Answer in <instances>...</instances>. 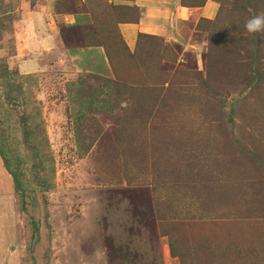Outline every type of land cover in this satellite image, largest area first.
<instances>
[{"label": "rangeland", "instance_id": "374dc122", "mask_svg": "<svg viewBox=\"0 0 264 264\" xmlns=\"http://www.w3.org/2000/svg\"><path fill=\"white\" fill-rule=\"evenodd\" d=\"M73 1L0 5V141L23 157L30 210L0 156V264H264V35L254 52L244 27L253 11L219 0L217 18L188 22L187 52L141 37L129 53L107 24L115 15L67 35L54 12L74 13ZM254 3L264 14V0ZM46 12L48 30L33 16ZM51 30L64 31L62 44ZM102 39L114 110L87 114L82 142L95 140L85 152L67 87H102L105 49L97 62L77 53ZM23 118L42 139L30 148ZM37 149L54 165L46 191L34 181Z\"/></svg>", "mask_w": 264, "mask_h": 264}, {"label": "crops", "instance_id": "0c3cea01", "mask_svg": "<svg viewBox=\"0 0 264 264\" xmlns=\"http://www.w3.org/2000/svg\"><path fill=\"white\" fill-rule=\"evenodd\" d=\"M54 1L55 0H44V2L47 3V6L52 7L53 11ZM67 3L70 4L69 1H67ZM73 3L78 8L74 13H64L62 10L61 12L57 13L56 9L54 12L60 18L58 19V25L64 24L65 21H68L67 27H69V30L66 32L67 35H71V30L75 31L77 27H81L85 23L88 25L90 22H92L94 26L95 24H98V22H96L97 18L102 17L103 19H101V21L105 22V20H107L108 22L110 17L113 19L115 15L119 21L113 20L114 22H109L107 24H110L111 26L113 23L115 25L118 33L122 37L123 42L127 45L128 52H134L138 44L140 34L155 35L168 43H180L181 47L183 48V52H187L188 22H191V20L192 23L193 21H200L201 18L208 20L213 19L217 15L220 7V2L218 0H207L203 6L196 7L183 6L181 4V0H74ZM202 10H204V12H202ZM205 11H207V14ZM32 12L38 13L36 10H32ZM47 12L46 16L42 14L33 15L35 25L38 24L40 27L44 26L46 30L50 28V22H47L49 25L46 23V20H49V15ZM44 20L45 25H43ZM83 28L84 27L81 28L82 31ZM49 33L52 35L51 44L55 46L59 45L60 43L57 41V38L62 44V36L64 31L59 33V31L55 32L51 30ZM178 40L179 42H177ZM74 42L75 40H73L71 44ZM100 49L104 51L103 46L89 45L86 47L77 48V53L80 52L81 56H86V54H88L93 60H95V55ZM104 54L106 57L104 62L98 61V59L95 60L96 62L98 61L97 64L101 63V69L95 70L98 72L97 74H102L103 76L108 77L112 72L109 68V61L105 51ZM91 70L96 74L94 69ZM8 184L10 185V182ZM144 262L146 264H161L155 259L149 258L148 262Z\"/></svg>", "mask_w": 264, "mask_h": 264}, {"label": "trees", "instance_id": "16d2710c", "mask_svg": "<svg viewBox=\"0 0 264 264\" xmlns=\"http://www.w3.org/2000/svg\"><path fill=\"white\" fill-rule=\"evenodd\" d=\"M3 0H0V5L1 2ZM207 0H181V4L183 6H188V7H196V6H203L206 3ZM219 1V0H218ZM220 2V10L217 12V14L221 11L222 9V5H221V1ZM239 4L241 5V7L243 8L244 12H249V10L253 11V15L251 13V17L258 15L259 11H258V7L255 5V0H239L238 1ZM220 15V14H219ZM218 15V16H219ZM217 18V15H216ZM215 18V19H216ZM214 19V20H215ZM206 22L210 21L208 19H205ZM0 24H3V21L0 19ZM0 25V34L3 30H5L4 26ZM107 34V33H105ZM104 34V36L106 37V35ZM259 35L260 34H254L253 36V40H254V52H258L259 53ZM107 36H109V34H107ZM111 36V35H110ZM102 37V36H101ZM141 37H146V38H152V39H160L159 37L155 36V35H148V34H140L139 38ZM103 39H102V43H100L99 45H103L104 49L106 51V54L109 58V60L112 62V58L110 55V51L107 48V46L103 43ZM131 53V52H129ZM257 58H259V54L254 55V59L255 61L257 60ZM254 68V67H253ZM251 69V72H253V75H255V81L260 80V73L255 71L254 69ZM4 70H7V67L4 68ZM1 73V71H0ZM98 76V75H96ZM102 77V76H101ZM103 79H105V82L102 84V87H100L96 92H93L91 94H85V89L83 87V85L81 86H76V88H74L75 83H71L69 84V86L67 87V93H68V97L69 100L72 101V106L75 109V138L77 140V146L79 148H82L85 152H87L90 147L91 144L93 143V141L95 140L94 138H92V140H90L88 143H83L82 142V138L85 135L86 129L84 128V124L86 122V116L88 113H93V114H97V113H102V111L107 112V111H113L114 107L111 105L110 103V98L113 94L114 89L109 85L114 82L115 77H107L105 76ZM254 81V82H255ZM253 82V81H252ZM77 84V83H76ZM252 84V83H251ZM250 84V85H251ZM108 87V92H107V97L102 98L101 94L103 92V88ZM75 89V90H74ZM236 103H238L236 101ZM125 116L127 117L128 114L127 112L125 113ZM128 118V117H127ZM22 119V118H21ZM23 125H25V129H24V133H25V137H26V142L25 143L27 146H31L30 142L32 138H36L35 143L40 142L41 136H40V132H38V128L36 130L32 129L29 127H26L27 125V119L23 118ZM31 135H35L33 137H31ZM45 138V137H44ZM46 139V138H45ZM33 148V147H31ZM80 156H84V152L80 151ZM0 156L2 157L5 167L6 169L10 172V174L14 177L15 180V189L18 193V195L21 197V201L23 202V205L25 207V211L27 212L28 209V205H27V201L28 200V196L26 193V188L23 184L22 178H21V171L18 172L17 168L15 167L20 166L21 162L23 161V157L17 153V151H13L12 149L8 148L6 146V144L4 143V139L2 141H0ZM34 166L32 167L34 169V181L36 182L35 185H37L36 188H38L39 190H48V188L52 185L51 181L53 182L55 180V171H54V165L52 162V158H51V164L48 163L47 158L45 157L44 153L41 151V149H37L35 150V154H34ZM48 165H50V167L48 168ZM15 167V168H14ZM51 169L50 173L48 172ZM49 186V187H48ZM28 209V210H27ZM30 212V210H29ZM33 226H34V232L38 233L40 231V225L38 223V221H36L35 219H33Z\"/></svg>", "mask_w": 264, "mask_h": 264}, {"label": "clouds", "instance_id": "9594fccd", "mask_svg": "<svg viewBox=\"0 0 264 264\" xmlns=\"http://www.w3.org/2000/svg\"><path fill=\"white\" fill-rule=\"evenodd\" d=\"M245 30L250 34L264 35V14L251 17L245 22Z\"/></svg>", "mask_w": 264, "mask_h": 264}]
</instances>
